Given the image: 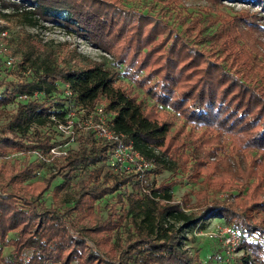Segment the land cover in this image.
<instances>
[{
    "label": "trees",
    "instance_id": "1",
    "mask_svg": "<svg viewBox=\"0 0 264 264\" xmlns=\"http://www.w3.org/2000/svg\"><path fill=\"white\" fill-rule=\"evenodd\" d=\"M205 1L218 7L221 0ZM0 7L15 10L29 26L52 22L85 36L113 57L114 64H122L155 105L137 100L136 93L99 65L77 70L61 66L52 50L31 60L34 71L30 81L21 85V93L31 94L29 88L36 86L46 97L57 92L56 83L69 84L78 108L91 109L106 101L113 128L153 163L150 172L154 175L187 171L190 176L203 177L214 188L227 189L234 183L240 191L247 188L245 203L234 207L227 205V195L222 201L208 200L207 191H202L196 195L197 202L203 200L199 214L185 213L174 200L175 180L151 188L152 197L126 194L130 182L139 190L134 176L113 173L107 164L111 146L75 126L77 148L60 157L57 174L70 170L53 190L69 183L74 165L92 166L88 177L91 186L79 189L72 207L60 210L41 201L56 174L32 181L30 164L18 169L14 164L0 163V182L6 181L0 186V264H203L198 255L190 256L182 247L181 231L194 228L200 217L212 213L222 217L226 226L252 236L254 242H250L244 264H249V257L264 264V228L249 214L264 211V43L258 38L254 17L225 15L211 35L218 45L200 47L197 42H204L205 37L202 28L195 26L197 20L183 21L177 31L168 18L126 8L121 0H0ZM156 105L171 109L192 126L191 131H171L169 114L158 111ZM50 107L36 99L18 102L15 113L0 129V157L10 149L26 147L13 137L1 136L4 130L50 125L51 113L64 118L62 105L57 104L61 108L57 113ZM197 129L198 133L192 132ZM185 137L191 138L189 154L184 152L188 146ZM51 140V136L36 138L31 148L49 151L55 144ZM105 165L109 171L103 174ZM120 190L123 196L116 197L121 198V208L129 215L133 231L124 241H111L112 231L124 221L113 205L105 220H91L88 228H79L70 217L76 210L89 213L91 201ZM8 233H16V242L11 259L6 260L2 249L9 245ZM86 239L95 248L89 247Z\"/></svg>",
    "mask_w": 264,
    "mask_h": 264
},
{
    "label": "rangeland",
    "instance_id": "2",
    "mask_svg": "<svg viewBox=\"0 0 264 264\" xmlns=\"http://www.w3.org/2000/svg\"><path fill=\"white\" fill-rule=\"evenodd\" d=\"M121 3L126 8L136 9L144 14L150 13L155 14L156 17H166L169 23L172 22L176 25L177 31L181 30L183 21L188 23L193 19L197 20L195 26L202 28L205 37L204 42H197L200 47H207L210 43L218 45L219 41L211 35L221 20L225 18V15L252 16L259 30L258 38L264 43V0H221L218 7L210 5L205 0H180L178 4L169 0H121ZM190 40L193 41L194 38ZM237 43L242 44L239 40ZM216 49L221 51L218 46ZM50 50L55 52V61L61 66L77 70L99 65L101 68L110 71L116 82L128 86L133 93H136L137 100H141L147 106H153L155 103L149 95H146L141 88L136 86L122 64H114L113 57L92 44L85 36L64 25H57L52 22L40 21L37 26H29L24 23V19L17 15L15 10L0 7V66L2 70L0 73V129L9 122L16 111L18 102L25 103L28 100L36 99L40 103L45 102L46 107L50 105L51 112L61 111L57 104L62 105L66 111L62 119H59L55 113V115L51 113L50 119L53 123L44 127H36L34 124H30L27 129L14 127L12 130H4L1 136L13 137L15 141L22 142L26 147L21 150H8L6 154L0 157V163L14 164L15 168L18 169L30 164L34 174V177L31 178L32 181L43 179L50 174H56L49 190L42 195L41 201L46 206H57L60 210H64L75 205L79 197V189L82 186H91L88 177L92 166L83 167L76 164L70 171L69 183L53 192L56 186L62 184L64 176L70 170L65 168L57 174L58 165L62 162L60 157L64 156L67 151H73L77 148L76 137L78 134L74 133L70 136V129L66 127L77 118L78 106L74 103V93L69 95L66 84L56 83L57 92H51L46 97L42 92L36 91V86L29 88L33 92L31 94L25 93L27 96L25 99L19 97L20 94H23L20 92L21 85L30 81L34 71L30 64L31 60L35 57H43ZM8 61L11 63L10 66L7 64ZM101 104L106 105V101L102 100ZM156 107L158 111H166L169 114V120L173 122L171 131L174 129H182L185 133L191 131L192 126L185 124V121L171 109L159 105ZM108 113L112 116L110 112ZM192 132L198 133L199 130H192ZM45 136H51V143H55L54 146L58 151L57 155L52 156L53 153L47 148H31L35 144L36 138H44ZM183 136L181 135L180 138ZM190 139V137L184 138L188 144L184 148L186 154L192 150ZM191 162L192 160L188 163V167L191 166ZM107 171L109 170L106 165L102 167L103 174ZM171 180L176 181L172 188L173 198L179 202L185 213L193 211L199 214L203 210V200L196 201V195L202 191H207L208 200L222 201L227 195V205L233 207L235 204L241 206L245 203L243 196L246 194L247 188L240 191L237 183L227 189L214 188L211 184L207 185V182L203 181V177L190 176L187 171H177L175 174H172V171H163L158 175L150 172L146 186L153 188L161 182ZM5 182L2 179L0 186ZM132 184L133 182H130L126 185V194L137 193L141 196L143 194L141 189L134 188ZM123 193L120 190L99 197L89 204V213L76 210L70 213V217L73 220L76 219L74 221L79 228H88L91 227V220H105L109 207L113 205L118 216H121L124 221L118 229L112 231L111 241L114 242L116 239L124 241L132 236L133 231L129 215H126L121 208V198L116 197L117 194L123 196ZM249 214L260 227L264 228V211H250ZM198 220V224L194 228L187 227L181 231V245L190 256L198 255L203 264H244L245 257L250 254L248 247L254 242L252 236L243 230H238L244 242L233 250H227V246L224 244L225 237L222 233V228L226 226L224 219L216 213H212L200 217ZM71 233L77 235L74 229L71 230ZM7 241L9 245L3 247L2 256L9 260L15 249L16 233H8ZM86 242L89 247L95 248L90 240L86 239ZM249 264H256L251 257H249Z\"/></svg>",
    "mask_w": 264,
    "mask_h": 264
},
{
    "label": "built area",
    "instance_id": "3",
    "mask_svg": "<svg viewBox=\"0 0 264 264\" xmlns=\"http://www.w3.org/2000/svg\"><path fill=\"white\" fill-rule=\"evenodd\" d=\"M7 64L10 66V61H8ZM66 87L67 93L72 95L73 92L70 85L66 84ZM19 97L25 99L27 96L23 93L20 94ZM73 121L74 122H71L70 125L66 126L70 129V136L74 134V127L78 126L80 129L93 133L96 138L110 145L111 147L109 148L107 158L109 169L113 173L133 175L134 180L139 184V188L143 194L152 197L151 188L146 186V183L150 171L154 168L153 163L145 159L144 156L134 148L127 136L117 132L113 128L112 117L109 115L108 111H106L103 104L98 103L91 109L78 108L77 118ZM49 150L53 153L52 156L58 154L55 146L51 147ZM222 233L225 237L224 244L227 246V250H233L236 246L244 242L240 233L229 226L223 227Z\"/></svg>",
    "mask_w": 264,
    "mask_h": 264
}]
</instances>
